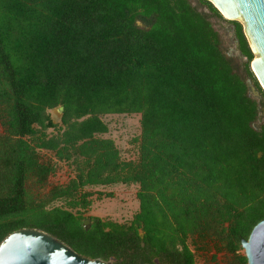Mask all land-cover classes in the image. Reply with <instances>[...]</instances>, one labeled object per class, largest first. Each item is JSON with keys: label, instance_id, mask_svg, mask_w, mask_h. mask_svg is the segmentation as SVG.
<instances>
[{"label": "trees", "instance_id": "obj_1", "mask_svg": "<svg viewBox=\"0 0 264 264\" xmlns=\"http://www.w3.org/2000/svg\"><path fill=\"white\" fill-rule=\"evenodd\" d=\"M230 23L241 66L189 0H0V244L33 229L90 260L195 264L187 240L196 236L247 264L241 242L264 220V131L253 127L247 81L264 92L243 27ZM134 114L138 159L122 161L100 137L101 117ZM37 150L75 171L46 202L27 189L52 172ZM114 184L138 186L132 221L85 225L91 193L82 189Z\"/></svg>", "mask_w": 264, "mask_h": 264}, {"label": "rangeland", "instance_id": "obj_2", "mask_svg": "<svg viewBox=\"0 0 264 264\" xmlns=\"http://www.w3.org/2000/svg\"><path fill=\"white\" fill-rule=\"evenodd\" d=\"M193 7L200 13L209 17V21L222 39L223 53L232 58L238 66L246 60L241 58L234 40V33L230 21L219 20L209 16L208 10L196 0H189ZM244 30V24L237 20ZM257 55H254L256 57ZM241 68V67H240ZM239 72L242 73V70ZM50 117L55 125L60 123V115L53 109ZM108 127V133L101 138L111 139L119 151L122 161H137L139 153V139L141 135L140 115H106L101 117ZM254 129L259 131L258 121L253 124ZM2 128L0 127V133ZM48 135L57 133L56 129L46 131ZM30 141V140H28ZM38 161L52 168V172L43 182L29 180L27 189L35 201L42 202L50 199L49 192L56 186L65 185L74 178V166L69 162L58 161L52 152L37 150ZM83 192L91 193L89 196L90 206L82 211L83 222L89 224L88 218L98 217L102 220H110L119 224H128L138 212L137 185L114 184L107 186H91L82 189ZM49 207L65 206L63 200H54ZM190 250L194 253L195 264H230L234 261V255L228 253L219 243L209 238L191 237L187 240ZM244 255V250L238 253ZM109 264H115L113 260Z\"/></svg>", "mask_w": 264, "mask_h": 264}, {"label": "water", "instance_id": "obj_3", "mask_svg": "<svg viewBox=\"0 0 264 264\" xmlns=\"http://www.w3.org/2000/svg\"><path fill=\"white\" fill-rule=\"evenodd\" d=\"M227 21L239 19L253 55L250 70L264 92V0H206ZM255 98L259 93L247 81ZM63 113V107L55 108ZM247 264H264V220L241 242ZM0 264H109L81 257L63 243L44 232L22 229L11 233L0 244Z\"/></svg>", "mask_w": 264, "mask_h": 264}, {"label": "flooded vegetation", "instance_id": "obj_4", "mask_svg": "<svg viewBox=\"0 0 264 264\" xmlns=\"http://www.w3.org/2000/svg\"><path fill=\"white\" fill-rule=\"evenodd\" d=\"M232 31H233V25H231ZM234 33V32H233ZM235 40V39H234ZM236 42V41H235ZM240 55V53H239ZM241 57V55H240ZM251 93V92H250ZM253 95V94H252ZM258 103V110H259V116L257 118L258 124L260 125L259 131H264V98H262L260 95L259 97L255 98Z\"/></svg>", "mask_w": 264, "mask_h": 264}]
</instances>
